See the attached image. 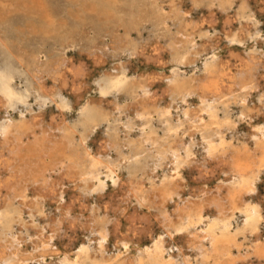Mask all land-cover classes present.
<instances>
[{"label": "bare ground", "instance_id": "6f19581e", "mask_svg": "<svg viewBox=\"0 0 264 264\" xmlns=\"http://www.w3.org/2000/svg\"><path fill=\"white\" fill-rule=\"evenodd\" d=\"M114 1L100 0L98 5L103 10L105 19L110 18L113 23L120 25L123 18L120 11L114 10ZM154 1L149 0L146 3ZM262 1L260 0L261 5ZM234 2L236 1L192 0V5L195 8L202 4L209 10L210 17L215 14V8L219 9L223 13L222 23L225 28L229 29L234 20L239 23L228 31L221 27L227 43L245 44L247 40L253 39L254 45L249 49V53L235 54L234 61L240 66L237 71L221 64V57L217 55L219 39L217 36H210L208 29L204 30V21H193L187 9L179 16L177 13V16L163 13L168 10H165L164 6L167 5L171 9L175 0H161L160 6H152L158 17L164 18L163 33L160 34L165 40L163 47L166 49L163 51H168L178 63L187 62V54L193 57L189 61L191 63L202 54L205 55V60L202 61L204 69L193 73V76L186 77L178 69L174 70L175 80L167 82L164 87L169 98L165 107L151 94L149 86L152 83L148 78L147 84L141 85L138 76L128 77L125 67L121 66V71L111 69L109 74L103 73L94 79L97 86L94 88V97L90 96L91 93L88 94V90L81 94L85 84H72L73 91L83 98L82 101L78 100V103L76 101L77 119L71 126L60 128L57 126L58 120L52 117L48 131L46 125L49 121L44 120L46 125L41 127L36 124L37 118L29 123L22 117L14 121L9 114L3 115L4 118L0 120V264H33L32 261L37 264H208L222 259H225L227 264H243L245 261L248 264L254 261L253 257L257 264H264V212L262 203L256 204L255 201L258 198V184L264 181V123H253L256 116L264 115V86L261 85L262 79L264 81V55L261 56L260 53L264 46V35L258 29L254 12L248 11V0H238L236 7ZM2 7L0 10L4 11ZM26 7L27 11L32 8V11L26 14L30 25L27 27L39 29L44 35L51 37L57 43L61 56L66 49L72 47L77 52L85 51L86 55H91L103 68L105 58L97 52L92 39L78 38V42L76 34L57 29L55 19L50 16L42 0H30V6ZM96 8L98 9L97 6ZM177 9L180 7H175V11ZM12 10L17 11L14 7ZM140 12L137 16L135 14L136 26L140 25ZM148 20L146 21L149 22ZM170 22L176 26L177 30H173L175 33L171 32ZM213 23H208V26L213 28ZM117 29L116 32H108L102 37L110 38V43H115L118 38ZM91 30L94 29L91 27ZM202 30L201 43L198 44L199 41L195 42L196 33ZM129 32L131 31L125 33L124 44V36L120 40L124 46L123 53L128 57L137 56L139 46L136 44L140 43L137 39L138 43L133 41V38L131 40ZM148 44L144 42L142 46L146 47ZM161 44L156 41L150 47L156 54L161 55ZM21 53L23 52H18ZM22 57L25 58L24 55ZM37 59L33 58L29 63L34 65L33 70L37 75L39 73L41 78L37 83L33 80L29 87L30 91H37L44 100L61 98V88L70 80L74 83L83 74L79 71L81 68H75L74 64L67 65L56 72L48 86L44 78L49 77L51 73L47 72L48 66L41 65L42 62L37 63ZM48 59L50 60V57ZM113 59L114 57H110V61ZM110 61L107 64L112 66L114 63L111 65ZM10 76L12 78V75ZM167 77L170 78V75ZM112 90L116 91L117 95H123L121 97L126 101H115L112 109L114 111L107 110L102 104V100H105L103 98ZM235 91L241 94L244 92L246 95L235 100L236 109L226 102L228 96ZM188 97H195L197 103L187 102ZM252 97L253 100L250 101ZM13 99L14 92L6 81L3 85L0 83V109L6 111L7 107H12ZM177 100L180 102L183 116H177L178 122L172 124L170 107H175ZM60 105L62 109H67L70 104L62 99ZM232 110H237L234 117ZM154 114L162 126V133L151 127ZM36 116L39 118V114ZM131 117L134 120L132 123L138 125L136 139L130 138L133 137L130 133L134 125L130 124ZM242 124L248 126V131L239 136L236 133ZM97 130L100 131L103 142L99 143L98 154L93 155L90 151L92 148L87 147V141ZM76 135H79L78 142ZM197 146L202 148L201 158L204 161L195 158ZM127 161L130 162L126 163ZM193 168L199 171V182L202 185L194 190L195 198L186 199L185 204L180 205L185 189V185L182 186L181 171ZM122 171L126 172L125 180L120 175ZM102 172L105 178L111 180L112 197L123 188L125 182L126 189H123L121 196L118 195L119 198L115 200L113 207L111 203L103 206L99 203L106 186L105 180L101 179ZM212 182L215 187L210 190ZM68 191L75 194L76 198L68 201L65 198ZM171 205L172 209H169ZM151 215L159 224V230L155 234L151 233L149 243L141 244L139 235L134 236L133 232L144 223L150 225ZM121 220L126 228L124 227V232L121 230L122 233L118 235L119 232L116 231ZM197 227L201 228L199 233L202 239L209 242L207 248H199L196 245L198 240L195 239L193 231ZM76 228L82 231V242L77 247L78 251L68 250L66 247L62 250L56 249L55 241L65 235L67 229L76 231ZM167 235H170V239L167 237L169 240L166 239ZM111 236L116 240L114 245L111 243L113 252L109 251ZM134 237H137V240ZM176 238L182 239L185 247L192 251V257H183L185 250L182 249L173 251V241ZM239 238L247 241L246 246L251 255L233 254L234 250L239 251L244 245L238 242ZM62 251L65 253L63 258L46 260V256H57ZM128 253H133L134 256L127 257Z\"/></svg>", "mask_w": 264, "mask_h": 264}, {"label": "rangeland", "instance_id": "374dc122", "mask_svg": "<svg viewBox=\"0 0 264 264\" xmlns=\"http://www.w3.org/2000/svg\"><path fill=\"white\" fill-rule=\"evenodd\" d=\"M15 1L17 2V5H16ZM42 1L45 4V6L47 7L50 16L53 19L56 20V21L54 20V22L57 23V24L55 23V25L57 26V29L60 28V30L63 31V32H71L72 34H76L77 35V40H78V38L82 39V38H85V37L86 38L88 37L87 39H92L91 41H94L92 43L96 47L97 52H99L100 54H102L104 56L103 58H105V63H104L103 68H102V67H100L98 65L96 60H94V58L91 57V55L87 54L88 55L87 56L85 51H82V53L79 52V51L77 52V50L73 49L72 47L71 48L69 47L68 50L66 49L64 51V55L61 56L62 54L60 53V49L56 45L57 43L51 37H49L48 35H44L39 29L34 30V29L30 28V27H27V26H30V25H29L28 20H27L28 15H26V14L31 12L32 8L31 9L29 8V10L27 11L28 7H26V6H28V5L30 6V0H25V1L24 0H18V1L17 0H14V1H12V0H5V1L4 0H0V7H2V6L4 7L6 5L4 8L2 7V10H4V11L0 10L1 11L0 12V44H1L0 45V50H1L0 51V83H1V85H3V82L6 81V83L9 86V88L14 92V99H13L12 107H10V106L7 107L6 111L2 110V108L0 109V120H2L4 118L3 115L5 113H7L14 119V121H18L19 119L23 118L24 121L26 120L27 122L30 123V121L35 120L37 118L38 121L40 120L39 123H41V124H39L38 121H37L36 124L38 126H41V127H44L43 125L44 124L46 125L45 122L49 121L48 124L46 125L47 128L45 127L46 129H48V127H49L48 125L50 124V120H51L52 117H54V118H56V120H58L60 125H58L59 123H57V126L60 127V128L61 127H65L66 125H67L66 127L71 126L73 124V122L77 119V112L78 111H75V110H77V108H78L77 105L78 104H76V101L78 103L79 101H82V98H83V97H79L78 93L73 91V87H74L73 85H76V84L79 85L80 82H81V84L82 83L85 84V87L81 89V94H82V92L84 94L85 91L88 90V94L91 93L90 96L94 97V95H96V93H94V88L97 87L96 86V82H95L94 79L100 77V75L103 74V73L109 74V72H111L110 71L111 69H112V71H114V70L115 71H121V69H122L121 66L125 67L128 77H130V78L134 77L135 78V77L138 76L137 78L141 81V85L147 84V82L150 80L151 83H152L149 86L151 94L155 98H157V100L158 99L160 100L161 106L164 105L163 107H165L166 104H168V102L166 103V101H168L169 98H168V96H167V94H166V92L164 90V87H165L167 82L175 80L174 70L177 71L176 69H178V71L180 73H182L184 76L190 77V76H193L192 75L193 73H195V74H196V72L199 73L200 71H202L204 69V66H203V63H202V61L205 60V55L204 54H202L199 58L194 60L193 63L189 62L191 60V58H193V57H190L191 54H187V55H185V58H186L187 62H179L178 63V61L173 60L174 59L173 56H171L168 53V51H163V50L166 49V48L164 49V47H163L164 46L163 44L165 43V40H164L163 37H160V34L163 33L162 31H163V28H164L163 27L164 26L163 25L164 24V18L161 17V16L158 17V15L153 10L154 5L157 6V7L161 5V3H160L161 0H155L156 2L154 1L153 2L154 4L152 2L149 3V4L146 3L149 0H135L136 2L134 0H115L114 1V5H115L114 6V10L115 11H120V13L122 14V18H123V22L120 23L121 26L119 25V23H116V24L113 23L110 20V18H108L109 20L105 19L106 17H104V14H102L103 10H101L100 5H98L100 0H96V1L95 0H75V2H74V0H42ZM84 1H85V3H84ZM131 1L133 2V5H132ZM197 1L199 2V0H197ZM235 1L236 2H234L233 5L236 7V5L238 3V0H235ZM20 2H21V4H20ZM96 2H98V3L96 4ZM260 3H261L260 0H248L249 7L251 9L250 10L249 7H248V9H249L248 11L249 12H251V11L254 12V14H255V16H256V18L258 20V29L260 30V32H262L261 34L264 35V0L262 1V5ZM12 4H14L16 7L13 6ZM19 4H20V6H19ZM173 4L174 5H172L173 7L171 6V9H170V7L168 8V6L165 5L164 9L165 10L168 9V10L163 11V13L167 12L166 14L170 15V16L176 15V13H177V15L179 16L180 14H183L186 9L189 10L190 11V18H192L193 21H198V22H203L204 21V30L208 29V31H209L208 34L210 36H215V37L217 36L218 37V38L216 37L217 39H219V43H218L219 50H218L217 55H218L219 58L220 57L222 58V59L220 58L221 64L224 67H226L228 69L235 70V71L240 69L239 63L234 61L235 60V54L243 55L244 53H249L248 51L254 45V41H253V39H249V40L246 41L245 44H241V43H227L226 42V40L224 38V35H223L224 31H228L231 28L237 27L239 25V23L237 21L234 20L232 22L233 24L228 29L227 27L225 28L224 24L222 23L223 22V20H222L223 19V13L217 8H215V11H214L215 14L210 17L209 10L206 7H204L202 4H200L201 6H197V7L195 6V8H194V6L192 5V0H175V3H173ZM90 5H91V7H90ZM122 5L124 6L123 8L121 7ZM139 5H141L140 7L142 8V9L140 8L141 12L139 11ZM144 5H145V7H144ZM7 6H9V7L7 8ZM12 6L17 11L12 10L13 9ZM21 6L23 7V10H22ZM96 6L98 7V9L96 8ZM131 6H132V8H130ZM191 6L193 8H190ZM20 7H21V9H20ZM116 7H117V9H116ZM175 7L176 8L180 7V9H177V11L179 10L178 12L175 11ZM25 8H27V9L25 10ZM144 8L147 9V10H145ZM172 10L175 11V13ZM4 12H6V13H4ZM139 12L141 14V18L138 19V24H140L141 26L140 25L136 26V23H135L136 20H137L136 16L139 14ZM151 12H153V13H151ZM171 12L173 13L172 15H171ZM123 13L126 14V15H124ZM147 13H148L149 16L147 15ZM135 14H136V16H135ZM146 15H147V17H146ZM153 15L155 16V19H154ZM130 17L133 20L129 19ZM148 17H149L150 21L148 20ZM159 18L160 19L162 18L161 19L162 22H161V20ZM104 20L107 21V22H105ZM146 20H148L149 22H147ZM158 20H160V22ZM133 21H134V23H132ZM172 21H175V20H172ZM207 22L209 24H211V25H212V22H214L213 25L214 24L215 25L213 26V28L209 27L208 26L209 24ZM105 23H107V24H105ZM111 23H112V25H111ZM127 23H128V25H127ZM25 24H27V25H25ZM103 25H105V26H103ZM142 25H143V27H142ZM169 25H170L171 32L175 33L174 31L177 30L176 26L174 24H172L171 22L169 23ZM123 26L126 27V28L124 27L125 29L123 28L124 31L122 30ZM133 26L136 29H134ZM18 27H20V28L18 29ZM91 27L94 30H91ZM118 27H120V28H118ZM129 27H130V29H129ZM131 27H132V29H131ZM141 27L143 28V30L141 29ZM221 27L224 28L223 29L224 31H222ZM68 28H69V30H68ZM30 29H31V31H30ZM106 29H107V31H106ZM116 29L118 31L117 34L118 33L119 34L118 35L116 34V36H118V38H117V41H115V43L118 46L117 45H112L111 46V44H115V43H112L114 41H111V43H110V38L102 37V35H104L106 33L108 34V32L110 34H112L113 32H116L115 31ZM252 29H254V28L252 27ZM136 30H138V31H136ZM37 31H39V32H37ZM97 31H99V32L96 33ZM100 31H102V33ZM128 31H131V32H129L130 33V37L129 38L131 40L134 39L133 41H137L138 40L139 43H140V44H136V45L139 46L138 50H139V55L140 56L139 55H137V56L134 55V56L128 57L127 55H125V53H123L124 52L123 44H124L125 35H126L125 33L128 32ZM78 32L80 34H78ZM138 32L140 34H138ZM200 34H203V30L200 31V33H196L195 42L199 41L198 44L201 43V35ZM137 35H140L141 37L137 36ZM123 36H124V39H123ZM96 39H98V40H96ZM120 40H122L123 44H122V42ZM141 40H142L143 44H144V42H147L149 44L146 47H143L142 46L143 44L141 43ZM12 41H14L13 44H12ZM138 41H137V43H138ZM156 41H158V43H162L161 44V49H160L161 55L156 54L155 51L152 50L153 48L150 47L151 44H154ZM78 42H79V40H78ZM108 42H109V44H108ZM242 45H244V46H242ZM115 46H117V47H115ZM27 49H29V50H27ZM245 50H247V51H245ZM19 51H22L23 53L18 54ZM260 51H262V52H260L261 56L264 55V46H262ZM230 52L233 53L234 55L231 54ZM38 53H39V55H38ZM23 55H24L25 58L22 57ZM156 55H158V56H156ZM49 57H50V60L48 59ZM59 57L61 58V60L64 59L65 62L67 60V62H69L70 64L67 63V62L65 63L63 60L61 61ZM110 57H114V59L112 61H110ZM33 58L34 59L35 58L39 59V61L37 59V61H36L37 63H41L42 62L41 65L44 64L45 67L48 66L47 67V72H50L51 74H50L49 77L44 78V82L48 86H49V83L51 84L52 77L55 76L56 72L59 71L61 68H64L67 65L69 66V65L74 64L73 66H76L75 68H79V69L81 68L79 71H80L81 74L82 73L83 74H82V76L80 75L81 78H79V79L74 81V83L77 81L75 84L73 82L71 83L72 80L69 79L70 81L65 86H63L61 88V91H60L61 92L60 93L61 98L53 97V98H49L47 100H44V98L41 97V95L37 91H33V92L30 91L31 87H29V84L31 82L33 83V80L35 81V83H37L38 81H40V78H41V75H39V73L37 75V73L33 70L34 69L33 68L34 65L29 63L30 61H33L32 60ZM106 58H109V59H106ZM185 58L183 57L182 59L184 60ZM26 59H28V60H26ZM68 59H70L71 61L68 60ZM92 60L95 61V62H92ZM151 60H152V62H151ZM109 61L111 62V65L113 63L114 64L112 66H110L109 64H107V63H109ZM46 62H49V63H46ZM166 62H168V63H166ZM174 62H176V63H174ZM157 63L158 64L161 63L163 65L162 66H158ZM124 64H125V66H124ZM117 67H118V69H117ZM31 70L33 71V73H32ZM103 70H104V72H102ZM106 70H108V71L106 72ZM27 71L29 73H31L32 75L29 74ZM34 73H35L36 76H34ZM172 73L174 75H172ZM10 75H12V78H11ZM42 75L43 76L44 75L47 76L46 74H42ZM144 75H147V77L144 76ZM169 75H170V78L167 77ZM172 76H173V78H172ZM48 78H50V79H48ZM146 78H148L149 80L147 81ZM93 81H94V83H93ZM261 85L264 86L263 79L261 81ZM69 87H71V88H69ZM83 89H84V91H83ZM160 89H161V91H160ZM262 91H263V89H262ZM121 96H123V95H121V94L117 95L116 91L112 90V91H110V93H108L103 98L105 100H102V104L107 110L111 109V111H114L112 109H114L113 108V104L116 103L115 101H120L121 102L123 100L122 102H126L125 99H123L124 97H121ZM245 96L246 95H245L244 92H243V94H241V92H236L235 91V92L231 93L228 96L226 102L230 103L231 106L234 107L235 106L234 105L235 100L238 99L239 97L243 98ZM115 98H116V100H115ZM62 99H63V101L67 100L68 103L70 104L67 107V109H62V107L60 105ZM251 99L253 100V97L250 98V101H251ZM71 102H72L73 105L71 104ZM187 102H190V103L193 102L194 104H196L197 103V99L195 97L194 98L193 97H188L187 98ZM54 104H56V105H54ZM179 105H180V102H179V100H177L176 104H175V107H170L171 108L170 109V111H171V115H170V119L171 120L170 121H171L172 124H176L178 122L177 121V119H178L177 116H179V117L183 116ZM22 106H24V107H22ZM20 107H22V108H20ZM71 107H73V108H71ZM16 108H17V111H16ZM234 108L236 109V107H234ZM39 111H40V113H38ZM61 111L66 112L65 113L66 115L63 114V112H61ZM219 113L222 114L221 111H219ZM236 113H237V110H232V117H234L236 115ZM32 114L34 116H32ZM36 114L37 115L39 114V118H38V116H36ZM153 119H155V120H153ZM44 120H45V122H44ZM132 121H134L133 118H132L130 124L131 125L134 124L133 128H132V131H134V132L131 131L130 136H133V137H130V138L131 139L132 138L136 139L137 138L136 135L138 134V131H139L138 127H137L138 125H135V122L132 123ZM61 122H62V124H61ZM139 122H141V120H139ZM151 122H152L151 123L152 124L151 127L157 128L158 133H162V126L157 120V115L154 114L152 116ZM253 123L254 124L255 123H257V124L264 123V115L256 116L253 119ZM57 126L54 125V127H57ZM247 127L248 126L246 124L240 125L238 127V130H237L236 134L239 135V136H242V135L246 134L247 131H248ZM145 129H147V127ZM48 131H49V129H48ZM135 132H137V133H135ZM102 139L103 138L101 137L99 130H97V132L95 134H92L89 137V139L87 141V147L89 148V146H90V148H92V149H90V151L93 152V155H96V153L98 152L97 148L100 146L99 143L103 142ZM78 140H79V135H76V142H78ZM201 150H202V148L200 146H197L195 158L198 161L199 160L204 161V159L201 158L202 157L201 156ZM5 154H7V152ZM129 162L130 161H127L126 163H129ZM124 172L125 171H122L120 173V175L122 176L123 180H125V178H126V176H125L126 172L125 173ZM181 173L183 175V184H182V186L185 185L184 186L185 189H184V192L182 194V198H181L182 201L179 202L180 205L181 204H185L186 199L187 200L188 199L191 200V199L195 198L194 196H196V195H195L194 190L197 187L202 185L200 183L201 181L199 179L200 177H199V171L198 170L196 171L194 168L193 169H184V170L181 171ZM101 179L105 180L106 186H105V193L101 196V198L99 200V203H100L101 206L105 205L106 203H109V204L111 203L110 205L113 204L112 205V207H113L114 204H115V200L117 198H119V196L122 195L121 192L123 191V189H126L124 187L125 186V182H124L123 188L121 187L119 189V191L120 190L121 191L120 192L118 191L116 193V195L114 197H112V195H111V190H112L111 180L109 178H105L104 172H102V174H101ZM214 187H215V184L213 182L210 183V188L209 189L212 190ZM192 191H193V193H192ZM263 193H264V181H260L259 184H258V198L259 199L257 198L255 201H256V204L262 203V207H263L262 211L264 212V200H262ZM65 198H67V200L69 201L71 198L72 199L76 198V195L75 194H71L70 191H68L65 194ZM171 207H172V205L169 207V209H172ZM75 208H77V207L75 206ZM235 225L236 224H234V226ZM124 227H125V223H124V221L121 220L120 221V227H119L118 231H116V233L119 232L118 233V235H119L121 230H122V232H124ZM262 227H263L262 231H263V236H264V224H263ZM200 229H201L200 227H197L193 231L195 239L198 240L196 245L199 248H204V247L207 248L209 246V242H207V241L202 239V236L199 233ZM158 230H159V224H157V221L154 218V216L151 215V217H150V225L147 224V223H144L143 225L139 226V228H137V230L135 232H133V233H134V236H136L137 234L139 235V242L141 244H147V243H149L151 233L155 234V233H157ZM167 237L170 239V235H167L166 239H168ZM134 239L137 240V237H134ZM81 240H82V231H81V229L76 228V231H72L70 229H67L66 234L63 235L62 237H60L59 239H57L55 241L54 246H55V248L57 247L56 249L59 248L60 250H62V249H64L66 247L68 250L72 249L74 251H78L77 247H78L79 243L82 242ZM115 242H116V240L114 239V236H111L110 237V243H109L110 244V246H109L110 247L109 248L110 252H113L114 247L112 246V244L114 245ZM238 242H240V243H242L244 245H242V247L240 248L239 251L238 250H234L235 253H233V254L234 255L240 254V255H244V256L248 255L250 253V250L246 246L247 241H244L243 238H239ZM181 243H183V244H181ZM173 244L175 245L174 247H172L173 251H176L177 249H182V250H185L184 254H183V257H185V256L186 257H188V256L192 257V251L188 250V248L185 247L184 242L182 241V239L176 238L175 241H173ZM128 254H127V257H133L134 256L133 253H128ZM64 255H65V253L62 251L57 256H46V260L50 261L53 258L61 259V258L64 257ZM249 255H251V253ZM253 260L254 261L252 263H248V264H257V261L255 260L254 257H253ZM222 261H224V262H222ZM32 263L33 264H37L36 261H32ZM224 263L227 264L225 259H222L220 261L218 260V262H210L208 264H224ZM246 263L247 262L245 261L243 264H246ZM195 264H202V263H196L195 262Z\"/></svg>", "mask_w": 264, "mask_h": 264}]
</instances>
